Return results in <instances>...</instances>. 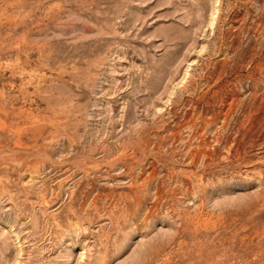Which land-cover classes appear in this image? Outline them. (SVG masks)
Listing matches in <instances>:
<instances>
[{
    "label": "rangeland",
    "instance_id": "374dc122",
    "mask_svg": "<svg viewBox=\"0 0 264 264\" xmlns=\"http://www.w3.org/2000/svg\"><path fill=\"white\" fill-rule=\"evenodd\" d=\"M0 264H264V0H0Z\"/></svg>",
    "mask_w": 264,
    "mask_h": 264
}]
</instances>
